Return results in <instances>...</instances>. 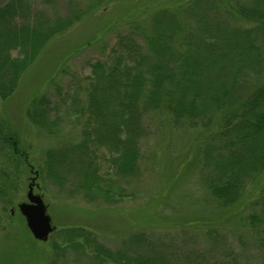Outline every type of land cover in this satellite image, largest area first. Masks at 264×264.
Listing matches in <instances>:
<instances>
[{
    "label": "trees",
    "instance_id": "16d2710c",
    "mask_svg": "<svg viewBox=\"0 0 264 264\" xmlns=\"http://www.w3.org/2000/svg\"><path fill=\"white\" fill-rule=\"evenodd\" d=\"M180 2L153 0L138 16L149 12V21L136 20L131 30L118 35L106 59L91 64L87 105L75 99L77 105L66 110L79 120L86 118L87 125L83 141L69 148L77 158L76 189L91 201L96 196L108 202L127 198L122 188L115 192L113 184L107 183L110 174H101L90 154L96 156L97 149L106 147L116 174L134 176L141 157L139 141L148 130L145 118L152 112L162 113L176 126L201 128L203 137L210 140L201 147L206 169L203 180L221 212L237 209L248 186L250 190L259 187L247 226L264 249V0H188L183 6ZM32 6L30 0H9L0 5L3 100L15 93L22 74L51 39L89 13L72 10L51 21L46 13L33 12ZM14 51L18 55H13ZM32 102L36 103L35 98ZM48 102L45 96L39 101ZM29 115L33 123L49 132L50 125L61 121L59 116L49 121L48 107L35 108ZM6 128L0 124V136L12 149L6 155H14L11 161L18 157L15 163L19 167L21 160L29 157V145L21 147L17 133ZM65 152L47 153V174L55 182L63 181L55 167L66 159ZM0 174L5 184L11 182L10 190L17 188L14 183L18 177L12 179L5 170ZM6 197L7 207L14 206L13 194ZM208 236L217 244L220 234L212 230ZM73 245L89 248L95 264H170L167 255L153 258L113 253L95 245V239L81 228H72L56 248L65 250Z\"/></svg>",
    "mask_w": 264,
    "mask_h": 264
},
{
    "label": "rangeland",
    "instance_id": "374dc122",
    "mask_svg": "<svg viewBox=\"0 0 264 264\" xmlns=\"http://www.w3.org/2000/svg\"><path fill=\"white\" fill-rule=\"evenodd\" d=\"M7 1L0 0V5ZM187 1L181 0L180 4ZM30 2L33 12H44L51 21L72 10L89 13L51 39L22 74L13 95L7 100L0 96V124L17 133L21 147L29 145V157L16 167L18 157L15 161L9 160L14 155L7 158L6 153L12 149L5 146L0 136V171L10 172L12 179L18 177L14 183L17 188L10 190L11 182L5 184L0 174V264H95L89 248L84 246L57 250L72 228H81L95 239V245H103L113 253L124 251L127 255L153 258L167 255L170 264H264V249L256 240L257 234L247 226L248 215L258 201L259 187L250 190L251 185L248 186L237 209L221 212L204 185L206 169L201 147L210 140L203 137L201 128L176 126L167 115L152 112L145 118L148 130L139 141L141 157L134 176L116 174L106 147L97 149L96 156L90 154L93 166L103 175L110 174L107 183L113 184V190L122 188L129 196L115 202L96 196L91 201L76 189L77 158L69 148L83 141L87 125L86 118L79 120L66 114V110L76 106V100L87 105L91 64L106 59L118 35L131 30L136 20L149 21V12L138 16L153 0ZM13 53L18 55L17 51ZM43 96L48 98L47 105L39 103ZM42 107H48L49 121L61 118L57 126L50 125L51 132L33 123L29 115ZM49 150L69 151L55 167L62 183L47 174ZM33 177L39 185L34 192L43 196L56 226L46 242L36 240L28 232L19 210V204L27 201ZM8 193L13 194L14 206L4 203ZM210 229L220 234L217 244L208 238Z\"/></svg>",
    "mask_w": 264,
    "mask_h": 264
},
{
    "label": "water",
    "instance_id": "95a60500",
    "mask_svg": "<svg viewBox=\"0 0 264 264\" xmlns=\"http://www.w3.org/2000/svg\"><path fill=\"white\" fill-rule=\"evenodd\" d=\"M35 186L39 185L36 184V177H33L29 184L27 201L19 204V210L25 217L27 226L34 238L46 242L56 230V226L48 213V207L43 196L34 192Z\"/></svg>",
    "mask_w": 264,
    "mask_h": 264
},
{
    "label": "flooded vegetation",
    "instance_id": "af4514ba",
    "mask_svg": "<svg viewBox=\"0 0 264 264\" xmlns=\"http://www.w3.org/2000/svg\"><path fill=\"white\" fill-rule=\"evenodd\" d=\"M38 188H39V186H38ZM35 189V188H34Z\"/></svg>",
    "mask_w": 264,
    "mask_h": 264
}]
</instances>
